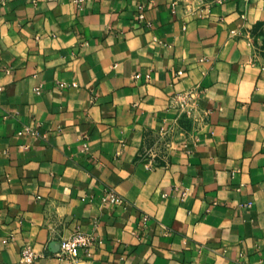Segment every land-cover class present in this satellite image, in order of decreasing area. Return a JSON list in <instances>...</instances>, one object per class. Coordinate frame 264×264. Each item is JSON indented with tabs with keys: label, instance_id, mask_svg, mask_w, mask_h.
<instances>
[{
	"label": "crops",
	"instance_id": "obj_1",
	"mask_svg": "<svg viewBox=\"0 0 264 264\" xmlns=\"http://www.w3.org/2000/svg\"><path fill=\"white\" fill-rule=\"evenodd\" d=\"M76 232L74 264H264V0H0V264Z\"/></svg>",
	"mask_w": 264,
	"mask_h": 264
},
{
	"label": "built area",
	"instance_id": "obj_2",
	"mask_svg": "<svg viewBox=\"0 0 264 264\" xmlns=\"http://www.w3.org/2000/svg\"><path fill=\"white\" fill-rule=\"evenodd\" d=\"M141 74H136V78H139ZM147 77H150L147 74ZM173 104L178 108L179 116L178 122L180 125L179 131L182 133L185 132L186 123L189 120H198L195 118L194 114L196 111V95L194 91H186L178 93L173 101ZM181 119V121L179 120ZM187 120V121H186ZM173 129H162L158 132L155 140V147L152 149H148L147 151L153 152H161L165 153L168 148H171L173 143L172 140ZM155 161L148 160V165L153 167L156 165ZM119 194L114 191L108 192L104 199L107 201H117L119 199ZM146 218V217H145ZM94 243V238L82 232H76L73 235L67 238H60L58 240L59 250L57 255L70 263L74 264V261L78 258L80 249H85L86 253L90 250ZM38 253L36 250L30 246L26 245L22 248L20 252V262L22 264H32L36 259Z\"/></svg>",
	"mask_w": 264,
	"mask_h": 264
}]
</instances>
